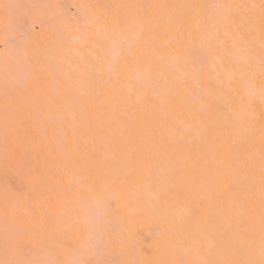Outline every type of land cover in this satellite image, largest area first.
<instances>
[{"label": "snow or ice", "instance_id": "snow-or-ice-1", "mask_svg": "<svg viewBox=\"0 0 264 264\" xmlns=\"http://www.w3.org/2000/svg\"><path fill=\"white\" fill-rule=\"evenodd\" d=\"M24 7L0 0V264H264V0L86 3L43 49ZM117 182L175 217L156 259L112 258Z\"/></svg>", "mask_w": 264, "mask_h": 264}, {"label": "bare ground", "instance_id": "bare-ground-1", "mask_svg": "<svg viewBox=\"0 0 264 264\" xmlns=\"http://www.w3.org/2000/svg\"><path fill=\"white\" fill-rule=\"evenodd\" d=\"M23 1H27L26 3H29V0H8V2L20 5L23 4ZM49 2L50 5H42L40 6L41 9H39L38 7H34L35 10L33 9V13L28 12L30 11L28 5L24 7L27 8L26 11L23 8L22 10H20L22 12H20V15L23 14V17L21 16V18H24V20H28L27 22H29V30L27 31H30V33H28L30 43H34L41 49L46 48L51 39L58 32L63 31L65 19L67 17H71L73 13L77 12L79 10L77 6L82 4H113L126 2H222V0H53V2L49 0ZM249 2H251V0H249ZM256 2H258V0H256ZM36 9L38 11H36ZM27 13L29 16L26 15ZM29 13H32V15H30ZM0 19H2V15H0ZM39 27L40 29H38ZM0 35H2V33H0ZM73 35H75V33H73ZM3 60L4 48L3 45L0 44V67H2ZM73 62H76L75 58L73 59ZM103 80L106 81L107 77L104 76ZM98 87L100 91L105 94L110 91V85L106 83L101 82L98 84ZM2 105L3 96L2 93H0V108H2ZM258 107L259 106L257 105V108ZM3 153L4 135L3 126L2 123H0V161H2ZM33 156L36 157L35 152L33 153ZM123 171L124 169L121 166H114L113 175H121L123 174ZM0 176H2V165H0ZM63 182L67 183L66 180ZM112 190L116 192H121L124 197V202L129 203L131 207L139 208V211L135 213H128L127 211L119 212V216H122L124 218L123 226L125 228H128L130 226V230L137 234L138 239L129 242L127 240L128 234L127 232H125V250L121 252L120 247L117 246L115 249L116 254L112 258L118 260H127L129 258H135L141 261L147 259H156L158 255L157 249H163L167 240V237L165 235L166 230L173 227L177 223L175 217L171 215L161 214L158 209L153 206L154 202L151 196L145 191H140V199L137 203L138 189L135 184H128L122 186L119 182H117L113 184ZM3 195V182L2 179H0V202H2ZM57 195L58 197H62L59 207H66L68 209L70 220L75 222L76 228L79 229V231L84 232L88 227V221L83 216V214L79 212L76 208L77 194L73 190L69 189L63 193H58ZM99 219L114 220L115 218L111 215L102 214ZM129 247H135L136 249L135 253L131 256L127 251Z\"/></svg>", "mask_w": 264, "mask_h": 264}, {"label": "rangeland", "instance_id": "rangeland-1", "mask_svg": "<svg viewBox=\"0 0 264 264\" xmlns=\"http://www.w3.org/2000/svg\"><path fill=\"white\" fill-rule=\"evenodd\" d=\"M51 2H53V0H50ZM27 2V1H26ZM26 2H24L23 1V4L26 6V5H28V7L29 6H35V8H39V9H41L40 8V6H42V5H45V6H47L50 2H49V0H29V3H26ZM38 2V3H37ZM19 3V2H18ZM21 3V2H20ZM23 4H21V5H23ZM30 4V5H29ZM50 5V4H49ZM44 6V7H45ZM30 8V11H28V12H32L33 11V9H34V7H29ZM23 9H25V11L27 10V8H23ZM20 10H22V9H20ZM35 10V9H34ZM36 11H38L37 9H36ZM21 12V11H20ZM23 12H24V10H23ZM22 13V12H21ZM20 13V14H21ZM26 13V12H25ZM33 13V12H32ZM32 13L30 14V15H32ZM26 15H28V13L26 14ZM22 17H23V14L21 15ZM29 16V15H28ZM22 19V18H21ZM28 20H24V18L22 19V22H24L23 24H24V27H25V30L27 31V30H29L28 29V26H29V22H27ZM27 22V23H26ZM41 27H43V26H41ZM38 29H40V27L38 28ZM42 29V28H41ZM28 32V31H27ZM28 33H30V31L28 32ZM29 35V34H28Z\"/></svg>", "mask_w": 264, "mask_h": 264}]
</instances>
